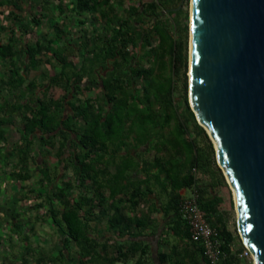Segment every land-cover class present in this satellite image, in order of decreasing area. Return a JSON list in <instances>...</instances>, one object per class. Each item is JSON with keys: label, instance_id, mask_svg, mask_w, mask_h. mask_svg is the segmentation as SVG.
<instances>
[{"label": "trees", "instance_id": "obj_1", "mask_svg": "<svg viewBox=\"0 0 264 264\" xmlns=\"http://www.w3.org/2000/svg\"><path fill=\"white\" fill-rule=\"evenodd\" d=\"M23 1L0 0V62H5L7 67V72L0 76V137L8 144L7 125L13 126L15 122L20 124L21 136L20 144L8 148L9 151L0 145V158L2 154L18 153V164L7 173L8 180L25 188L20 198H35L34 207L43 210V221L57 229V252L42 250L37 264H93L98 242L92 234V222L101 213L108 216L110 211L109 207L105 208L108 197L101 191L100 175L106 169L100 171L95 165L105 157L110 145L114 155H119L121 150L132 155L140 149L145 151L143 147L147 143H152L154 148L160 144L162 148L156 147L157 151L167 147L183 155L185 162L163 166L167 174L177 172L184 176L187 171L185 180L174 184L175 205L180 201L177 190L195 187L200 207L218 229L226 253L223 264L239 260L240 252L237 255L233 252L235 236L224 214L227 202L230 208L234 207L231 189L217 163L214 144L189 103L188 12L183 25L177 22L189 0L131 4L124 17L118 14V9L127 0H75V12L77 9L98 11L106 22L103 32L95 31L92 49L87 37L84 53L78 55V61L74 60L59 44L76 34L74 28H67L64 21L51 22L53 32L42 30L33 44L27 42L22 46L26 58L20 62L17 57L22 50L16 46L13 35L17 30L22 37L35 31L25 20V9L20 8ZM39 3L43 12L49 13L52 5L64 12L63 0L59 3L39 0ZM51 17L55 19V15ZM31 20L35 26L40 23L39 17L33 16ZM3 21L9 22L6 25ZM7 30L11 36L3 43V32ZM44 64L52 65V75L43 72L40 77H29L31 70ZM181 78L183 94L177 97L175 91ZM23 88L32 92L24 101L19 92ZM194 123L196 132L190 128ZM52 149L54 155L62 158L63 172L54 173L45 165L43 153H51ZM6 163L13 165L9 159ZM194 167L201 176L193 173ZM70 170L75 179L69 177ZM29 181L34 183L26 184ZM223 187L230 190L229 198L221 192ZM111 197L114 199L116 194ZM96 200L105 208L104 212L94 211ZM173 209L184 222L178 206ZM15 211L10 215L19 218ZM5 216L0 220V228L5 223L11 224V228L14 225L19 243L26 246L25 253L20 254V264H30L29 255L35 248L29 232L23 229L31 218L13 223L9 215Z\"/></svg>", "mask_w": 264, "mask_h": 264}, {"label": "crops", "instance_id": "obj_2", "mask_svg": "<svg viewBox=\"0 0 264 264\" xmlns=\"http://www.w3.org/2000/svg\"><path fill=\"white\" fill-rule=\"evenodd\" d=\"M37 1V3L28 0H24L23 3L20 2V8L25 9L26 22L30 28L34 27L35 31H30L22 37L19 30H17L13 35L15 36L16 46L22 50L17 60H20V62L25 60L26 53L22 46L27 42L33 44L36 41L37 33L42 30L53 32L51 22L64 21L67 28L70 26L74 28L76 34L70 37L68 41L59 43L61 50L70 54L74 60L78 61L80 58L78 55L84 53V47L88 41L87 37L90 38V50L92 49V40L100 23L98 11L77 9L75 12L73 3L75 0H63L65 4L64 12L60 13L59 9L55 8L56 5L54 7L52 5V10L46 13L43 12L39 0ZM150 1L152 0H128V3H125L127 7H124V4L121 9L127 11L131 4L141 6L142 3L146 4ZM59 2L60 0H54V3ZM53 15H55V19L51 17ZM33 16L40 19V23L36 26L31 20ZM3 23L7 25V22L3 21ZM31 35L34 38H31ZM10 36L11 32L9 30L3 32L1 41L7 43ZM54 46L56 48V44ZM44 66L47 75H52L54 70L52 65L44 64ZM6 72L5 62H0V76ZM42 73L41 69H33L30 71L29 77H39L42 76ZM99 90L100 88L96 89V91ZM19 92L23 95V101L32 95L31 91L24 88L20 89ZM19 125L18 122H15L13 126L7 125L5 140L9 141L8 144L0 137V145L3 144L6 151L20 144ZM157 141L158 139L155 138L154 142ZM160 146V144H157L154 148L152 143H147L143 147L145 151L140 149L138 154L131 155L121 150L119 155H114L115 152L110 145L105 157L96 163L95 166L100 171L106 169L100 175L101 191L108 197L105 208L109 207L110 211L108 216L101 213L99 219L96 218L92 222V234L94 240L98 242L94 249L93 264H209L204 255L202 244L190 240L187 223L178 219L177 212L173 209L178 206L175 205L173 199L175 196L174 184L183 182L187 177V171L184 176L179 175L177 172L167 174L163 167L165 164L172 167L178 162H185V158L178 151L167 147L163 151H157V148H162ZM42 150L44 151V148ZM50 152L45 151L43 153L42 157L45 161H47L48 155L55 154L54 149ZM5 155L2 154V158H0V174L2 175L0 180V220H4L5 215H9L8 218L13 223L20 221V219L27 220L31 218L28 220L29 223L25 224L23 231L32 234L31 241L35 249L30 254L31 256L29 255V263L37 264V258L42 250L57 252L58 247L55 246V242L59 240L56 235L57 229L50 222L43 221V210L38 211L34 207L37 202L35 198H20L21 185L19 183L14 181L11 184L6 183V180H8L7 173L16 167L19 155L18 153L12 156ZM1 159L4 161L2 162ZM6 159L11 160L13 165L6 163ZM29 168L32 169V167ZM49 168L55 170L53 166H49ZM201 175L199 174V176ZM4 179L5 182H3ZM200 183H203V181L200 180ZM93 187L95 191L96 182ZM192 188L182 187L177 190L176 193L179 195L177 200L190 194ZM114 194H116V197L112 199L111 196ZM134 201L137 204H133ZM28 204L31 206L27 207ZM105 208L102 209L98 200L95 201L94 211L97 214L104 212ZM15 209L16 214L20 215L19 218L10 215L12 212L14 213ZM182 225L184 226L182 227ZM11 227V224L5 223L0 228V234H2L0 264H20V254L25 253L26 246L20 245V238L13 232L14 225L13 228ZM39 236H44L45 241H37V238H40ZM41 245L44 247H41ZM28 249L30 250V247ZM233 252L236 255L237 252H240V259L233 264H245L244 258L240 255L241 248H235V244H233Z\"/></svg>", "mask_w": 264, "mask_h": 264}, {"label": "water", "instance_id": "obj_3", "mask_svg": "<svg viewBox=\"0 0 264 264\" xmlns=\"http://www.w3.org/2000/svg\"><path fill=\"white\" fill-rule=\"evenodd\" d=\"M191 2L189 103L233 192L240 237L264 264V0Z\"/></svg>", "mask_w": 264, "mask_h": 264}, {"label": "built area", "instance_id": "obj_4", "mask_svg": "<svg viewBox=\"0 0 264 264\" xmlns=\"http://www.w3.org/2000/svg\"><path fill=\"white\" fill-rule=\"evenodd\" d=\"M193 173L199 175L197 168H193ZM198 191L192 188L190 194L181 197L178 205V214L189 227L190 240L199 242L203 246L204 255L209 264H223L226 253L222 249V241L219 237L218 229L210 223L205 210L198 203ZM241 256L252 257L253 252L244 244Z\"/></svg>", "mask_w": 264, "mask_h": 264}, {"label": "rangeland", "instance_id": "obj_5", "mask_svg": "<svg viewBox=\"0 0 264 264\" xmlns=\"http://www.w3.org/2000/svg\"><path fill=\"white\" fill-rule=\"evenodd\" d=\"M127 3H128V0L126 1ZM125 2V3H126ZM191 0H189V4H185L184 5V7H183V9H184V13H183V15L181 16V17H179L178 19H177V22H178V24H181V25H183L185 22H186V17H185V12L187 11L188 12V19H187V21H188V24H189V31H190V11H191ZM124 7H127V5L125 4L124 5ZM102 9H104V8H102ZM119 12H118V14H120L121 16H126V11H124V10H122L121 9V7H119ZM100 14V13H99ZM8 22L9 21H7V24H8ZM105 26H106V22H105V20L103 19V15L102 14H100V23H99V27H98V30L99 31H101V32H103L104 31V28H105ZM173 31H175L174 29H173ZM190 33V32H189ZM31 38H34L33 37V35H31ZM189 44H190V34H189V37H188V55H189ZM189 66H190V64H189ZM49 67V66H48ZM39 69H41V72H46V70H45V66L43 65V66H41V68L39 67ZM38 69V70H39ZM189 69H190V67H189ZM188 69V70H189ZM37 73H39V72H37ZM187 75H188V80H189V71L187 72ZM40 77V76H39ZM141 81V80H140ZM139 81V82H140ZM189 85V84H188ZM183 94V87H182V78H181V80H179L178 81V84H177V88H176V91H175V95L178 97V96H181ZM188 97H189V89H188ZM190 128H191V130L192 131H194V132H196V131H198L197 129H196V125H195V123L194 124H192L191 126H190ZM11 134V133H10ZM13 134L14 135H16V133L15 132H13ZM1 161L3 162L4 160L3 159H1ZM45 165L46 166H53V168H55V170H53L54 171V173L56 172V171H60V172H63L64 171V169H63V164H62V158H58L56 155H48V157H47V161L45 162ZM36 169H38V167L36 168ZM68 174H69V177L70 178H74V175L72 174V172H71V170L68 172ZM202 173L200 172V175H201ZM1 178H2V175L0 174V180H1ZM35 179V178H34ZM34 179H32L33 181H34ZM75 179V178H74ZM31 180V181H32ZM31 181H29V182H26V184H32V183H34V182H31ZM3 182H5V179H4V181ZM36 182V181H35ZM6 183H8V184H11L12 183V181H8V180H6ZM10 189V188H9ZM76 189H79V187L78 186H76ZM231 189V188H230ZM221 192L223 193V194H225L228 198H229V196H230V190L227 188V187H223V188H221ZM25 188H20V190H19V195L22 197L23 195H24V193H25ZM8 193V192H7ZM231 193H232V196H233V192H232V190H231ZM22 204V203H21ZM229 205V203L227 202V207H228V209H227V211L224 213L225 214V219H226V221H227V224H228V228L231 230V232H233V234H234V236H235V242H234V244H235V248H241V251L243 250V248H242V245H244V243H243V240H242V238L240 237V234H239V231H238V225H237V212H236V209H235V204H234V207H229L228 206ZM25 206V205H24ZM29 206H31L30 204H28V206L27 207H29ZM23 209V208H22ZM30 234V236H32V234L31 233H29ZM35 237V236H34ZM40 238H42V239H40V238H37V241H41V242H43V241H45V237L44 236H39ZM4 238H7V237H4ZM4 240V239H3ZM24 243L22 242V243H20V245H23ZM242 258H244V263L245 264H254V259L251 257H246V256H242Z\"/></svg>", "mask_w": 264, "mask_h": 264}, {"label": "bare ground", "instance_id": "obj_6", "mask_svg": "<svg viewBox=\"0 0 264 264\" xmlns=\"http://www.w3.org/2000/svg\"><path fill=\"white\" fill-rule=\"evenodd\" d=\"M191 11H192V2H191ZM191 74H192V72H191V59H190V69H189V86H190V88H189L190 89L189 90V97H190V101H191ZM253 255L255 257V253L254 252H253Z\"/></svg>", "mask_w": 264, "mask_h": 264}]
</instances>
